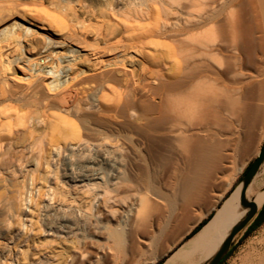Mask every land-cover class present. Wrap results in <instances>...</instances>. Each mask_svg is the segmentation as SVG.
Masks as SVG:
<instances>
[{
    "label": "bare ground",
    "instance_id": "1",
    "mask_svg": "<svg viewBox=\"0 0 264 264\" xmlns=\"http://www.w3.org/2000/svg\"><path fill=\"white\" fill-rule=\"evenodd\" d=\"M23 2L0 0V151L40 140L34 148L39 172L31 176V187L39 195H48V200L41 205L30 197L21 209L14 195L7 196L6 189L0 193L4 211L13 215L22 210L26 220L18 241L12 244L14 264H89L107 251L105 244L89 234L106 230L112 234L99 218L116 214L115 206H125L126 199L134 201L130 198L137 193L130 190L131 196H125L134 188L122 177V159L107 153L98 159L80 153L74 157L72 151L79 144L66 146L68 140H86L81 128L90 129L94 140H101L99 144L123 140L105 134L91 121L82 123L80 95L97 85L90 108L114 116L112 110L124 104L139 125L159 114L178 153L189 158L199 152L207 164L214 157L208 151L213 147L207 149L200 133L211 124L228 126L223 117L228 110L225 77L231 75L238 83L244 75L243 63L254 65L257 49L264 50V33L259 34L264 30V0H30V7H23ZM18 11L29 24L14 21ZM67 45L66 50L78 54L65 58L56 50ZM44 58V63L38 62ZM92 71L99 77L84 78ZM17 72L25 81L20 89L9 85L10 74ZM40 85L50 95H38ZM233 88L231 113L235 119L254 121L259 105L255 107L252 101L240 104L239 86ZM132 104H139V110ZM3 140H7L4 145ZM53 154L69 156L67 180L52 175ZM5 180L0 178V186L7 185ZM240 189L241 184L194 235L182 263L197 264L212 255L232 225L245 215ZM247 196L259 206L264 203V189L254 192L249 185ZM142 207L135 211L136 220L143 218H139ZM40 213L47 228L40 225ZM259 242L256 251L249 257L246 254L247 264H264V237ZM164 264L172 263L166 260Z\"/></svg>",
    "mask_w": 264,
    "mask_h": 264
},
{
    "label": "rangeland",
    "instance_id": "2",
    "mask_svg": "<svg viewBox=\"0 0 264 264\" xmlns=\"http://www.w3.org/2000/svg\"><path fill=\"white\" fill-rule=\"evenodd\" d=\"M28 2L30 3V0H24L23 7H30L31 3L28 5ZM18 13L14 14V21L29 24L21 18L22 15L19 11ZM32 26L38 31H43L37 24ZM263 33L264 30L259 34L263 36ZM90 39L92 38L90 37ZM73 46L76 49L81 48L76 44H73ZM66 47L68 45L63 46L64 49L56 48V50L64 53L63 56L65 58L78 54L69 52L66 50ZM262 50L263 48L257 49L256 54H258H255L256 57L254 56L253 59L254 65H252V62H250L249 66L246 64L247 62L243 63L244 65L241 70L244 75L241 74V77H239V79H243L242 81L238 79V83H235L231 75L228 76V74L227 78L225 77L228 89L225 101L228 104V110L224 112L223 117L225 120L224 124L228 126L225 128L222 123L221 127L218 128V126L211 124L207 128V131L199 132L203 139L207 141L205 144V146L208 144L206 146L207 149L208 147H213H211L212 149L209 148L208 151H212L211 153H214L215 157L208 160L205 165L199 152H196L199 156L195 153L190 155V159L187 158V155L185 157L178 153L172 139L165 133L166 123L160 119L159 114L150 115L145 124L139 125L130 118L129 111L124 104L112 110V114L115 117L99 114L95 109L90 108L89 105L95 102L93 101V97L95 98L96 96L97 85L89 86L85 93L80 95L78 100L81 102L79 103L82 105L83 110H81V113H78V116L81 118L82 123L86 125V122L83 121H91L92 124L99 127L105 134L111 137L119 135L123 140H103V143L99 144L101 140H94V134L91 133L90 129L81 128V135L86 140H68L66 146H76L74 143L79 144L80 148L73 149L72 151L76 153H73L74 157H77V155L79 157L80 153L83 157L98 159L101 155L107 153L122 159L124 162L122 177L126 183L131 186L133 185L132 187L134 188H129L125 196L128 195L127 197L129 198L133 191L137 193H135L136 196H132L133 199L130 198L134 201L126 199V207L115 206L119 210L117 209L118 212L114 213V216L99 218L101 220L100 223L104 222L106 226L108 225V231L112 232V234L109 236L110 234L107 233V230L101 234L100 232L89 234V237L93 236V239L96 238L95 240L99 241L98 243L105 244L107 248L103 258H99L100 261L95 257L92 259L94 263L91 262L89 264H144L150 256L158 255L163 260L174 257L179 262H177L178 264H182L184 255L190 249L192 237L190 233L199 224H195L197 218L208 212L207 216L204 217L205 219L211 213L215 214L221 206L222 202L217 203L213 209L210 206L209 208L204 207L208 204L207 199L215 195L217 191L215 185L217 182L235 179L236 191L240 186V180L246 169L256 158L264 144V118L259 107L262 104V100L258 98V94L254 96L252 90L254 83L262 81L264 83V72H262L264 71V54L262 53L264 50ZM82 51L84 52V50ZM28 56L31 55L28 54ZM45 61L46 59L44 58L39 59L38 62L44 63ZM78 62L79 66H84L85 68L84 62L81 60H78ZM19 76H21L19 72L16 75L10 74L9 85L11 83L13 88H22L25 81L20 79ZM93 76L99 77V75H94L93 71L84 74V78L87 79L93 78ZM236 85L239 86V91L236 95L242 100H239L240 104L253 102L252 104L259 105V108L255 106L259 109V112L257 113V118L252 122L248 123L242 117L241 119H235L236 117L230 111L233 92H235L233 87ZM37 89L40 96L50 95L48 89L43 85H40ZM138 105L134 104L133 108L139 110L140 106ZM39 141L35 140V143L33 142L32 144H12L8 150L4 149L0 151V178L6 179L5 182L7 181L5 187L0 186V193L4 194L7 190V196L8 194L9 196L14 195L20 203V208L27 205L30 197L36 198L41 205L47 203L48 200V195H39L31 187V176L39 172L35 162L36 155L34 151L35 144H38ZM2 142L4 145L7 143V140H3ZM191 156L196 159H193ZM191 159L192 161L190 162ZM217 159L220 160L218 161ZM194 160L196 161L195 163L193 162ZM70 162L71 160L67 155L53 154L52 175L56 174L59 180H67L64 173L66 172V166ZM54 166H56L57 170L54 169ZM263 183L264 177H255L250 184V188L254 192L261 191L264 189ZM130 190L132 191L131 193ZM140 194H143V196L140 197ZM252 197L253 194L249 198ZM141 198H145L144 202L146 205L143 204ZM147 202L151 208L147 206ZM209 204L211 205L210 202ZM138 205L143 206L140 211L141 215L139 216V218H142L143 215L142 219L145 220L140 219L143 222L138 219L136 220L138 218L136 213L141 208ZM138 207L140 208L138 209ZM145 211H147L146 214ZM18 212L17 214L14 212L13 215H8L9 213L6 210L4 211L3 205L1 206L0 203V264H14L15 262V251L12 244L18 241L19 234L26 227V220L24 219L22 210H18ZM133 212L136 216H134ZM145 215L146 217L144 218ZM39 217L40 225L43 228H47L41 213ZM133 219L137 223L132 222ZM132 224L135 226H132ZM138 226L142 229L139 230ZM247 228L248 226L236 235L228 255L222 264H247V257L261 245L259 241L264 237V222L250 232L247 231ZM126 245L128 248H126ZM92 249L96 250L95 248ZM103 259L106 260L103 261Z\"/></svg>",
    "mask_w": 264,
    "mask_h": 264
},
{
    "label": "water",
    "instance_id": "3",
    "mask_svg": "<svg viewBox=\"0 0 264 264\" xmlns=\"http://www.w3.org/2000/svg\"><path fill=\"white\" fill-rule=\"evenodd\" d=\"M263 162H264V144L261 147L256 158L248 166L247 170L245 171L244 175L240 180V184H241L240 205L243 208H247L245 215L232 225L228 234L221 241L217 250L208 258L203 260L200 264H220V262L227 256L236 235L239 232H241L243 229H245L254 219V217L257 215L258 210L262 205L259 206L254 200L248 198L247 189L251 184V182L253 181L256 173L258 172V169L260 168Z\"/></svg>",
    "mask_w": 264,
    "mask_h": 264
},
{
    "label": "crops",
    "instance_id": "4",
    "mask_svg": "<svg viewBox=\"0 0 264 264\" xmlns=\"http://www.w3.org/2000/svg\"><path fill=\"white\" fill-rule=\"evenodd\" d=\"M259 84H260V86H259ZM256 85H258V87L256 86ZM262 88H264V86H263V83H254L253 85H252V90H253V93H254V96L256 95V94H258V98H260L261 100H262V104L259 106L260 107V112H261V114H262V116H263V118H264V89L262 90ZM259 92V93H258ZM254 106H257L256 104H253ZM264 170V162L261 164V166H260V168L258 169V172L256 173V175H255V177H264V173H262V172H264L263 171ZM263 174V175H262ZM254 177V178H255ZM235 183H236V180L235 179H233L232 181H223V180H220V181H218L217 182V184L215 185V187L217 188V191L215 192V195H213V196H211L210 198H208L207 199V203L208 204H206L204 207L205 208H209V206L211 207V209H213L214 208V206L217 204V203H220V202H224V200L229 196V195H231L233 192H235ZM209 202L211 203V205L209 204ZM222 203H221V205H222ZM207 214H208V212H206V213H204V215L203 216H201L200 218H197V220H196V222H195V224H197V223H200L202 220H204V217L205 216H207ZM213 215H214V213H213ZM212 215V216H213ZM210 220V219H209ZM208 220V221H209ZM207 221V222H208ZM206 222V223H207ZM205 223V224H206ZM204 224V225H205ZM203 225V226H204ZM198 232V231H197ZM196 232V233H197ZM195 233V234H196ZM195 234H193L192 235V237H191V239L194 237V235ZM166 260L167 261H170L171 260V263L173 264V263H175V264H178L177 263V261L175 260V258L174 257H170V258H167V259H162L161 258V256L160 255H158V256H150L149 257V259L146 261V262H148V263H146V264H158V262L159 261H161V264H164L165 262H166ZM174 261V262H173ZM203 261V260H202ZM201 261V262H202ZM200 262V260L197 262V264H200L201 263ZM144 263V264H145ZM182 264H184V263H182Z\"/></svg>",
    "mask_w": 264,
    "mask_h": 264
},
{
    "label": "trees",
    "instance_id": "5",
    "mask_svg": "<svg viewBox=\"0 0 264 264\" xmlns=\"http://www.w3.org/2000/svg\"><path fill=\"white\" fill-rule=\"evenodd\" d=\"M247 170V169H246ZM213 213H211L207 218H205L204 220H202L190 233V236H192L193 234H195L197 231H199L203 225L212 217ZM264 222V203L262 204V206L260 207V209L258 210L257 215L254 217V219L250 222V224L248 225L247 231L250 232L253 229L257 228L259 225H261ZM228 255V254H227ZM226 258V257H225ZM224 258V259H225ZM223 259V260H224ZM223 260L220 262V264H222ZM158 264H161V261L158 262Z\"/></svg>",
    "mask_w": 264,
    "mask_h": 264
}]
</instances>
